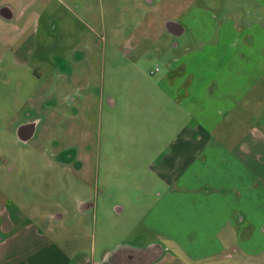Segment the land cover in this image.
I'll return each instance as SVG.
<instances>
[{
  "label": "rangeland",
  "instance_id": "374dc122",
  "mask_svg": "<svg viewBox=\"0 0 264 264\" xmlns=\"http://www.w3.org/2000/svg\"><path fill=\"white\" fill-rule=\"evenodd\" d=\"M147 1L0 0V8H8L13 15L10 21L0 18V42L10 45L5 57L19 60L16 76L10 75V79L17 82L20 76L23 92L36 88L38 104L52 99L50 107L42 111L41 106L37 109L35 103L32 105L46 119L42 120V134L28 141L25 148L17 146L12 135L0 131V146L7 144L8 151L16 154L12 163L7 153L3 154L6 162L0 164V207L23 222L27 212H55L56 206L72 210L64 221L67 228L60 229L59 221H51L55 233L46 236L62 249L72 248L82 259L98 261L105 250L112 251L120 244L142 249L155 242L169 245L150 236L142 224L144 214L161 192L159 180L148 165L162 149L165 137H170L171 124L179 123L180 127L187 123L184 106L183 110L178 102L162 99L155 91V85H166L175 74V70H168L166 55L181 54L180 48H174V37L164 32L162 25L179 18L184 26L193 28V14L194 18L182 19L191 6L193 10L203 8L206 17L214 15L221 22L240 23L245 8L255 0H149L152 5ZM253 35L257 55L246 49L245 60L236 63L222 47L219 54L208 59L210 63L219 59L226 62L220 77L224 89L239 95L243 86L248 90L241 103L225 110V119L218 117L216 122L214 142L218 143L219 137L228 148L252 128L264 132V27L253 24ZM187 47L196 45L190 42ZM126 50L130 53L125 56ZM3 51L0 45V54ZM58 60L64 61L68 72L58 68ZM238 71L240 75H232ZM14 88L12 83L5 92ZM66 96L73 99L69 107L62 103ZM11 108L15 109L13 102L0 106V111L8 116ZM214 109L209 107L208 112ZM52 114L70 119L57 125L47 119ZM12 121L6 123L11 134L15 128ZM63 126L71 129L65 147H77L72 140L80 133L86 143L82 145L89 148L90 158H79V154L77 158L84 167L81 181L87 184L85 190L78 187V178L62 173V167L52 162L51 153L44 151L48 128L50 135L54 133L51 140L63 147V138L56 139ZM256 142L251 139L250 145L264 149ZM7 169L13 170L8 176L4 173ZM63 184L64 192L57 194ZM85 198L91 201L92 209L89 216L81 217L76 215L75 202ZM48 200L52 201L50 209ZM186 264L242 263L238 258L209 257L197 262L186 260Z\"/></svg>",
  "mask_w": 264,
  "mask_h": 264
},
{
  "label": "crops",
  "instance_id": "0c3cea01",
  "mask_svg": "<svg viewBox=\"0 0 264 264\" xmlns=\"http://www.w3.org/2000/svg\"><path fill=\"white\" fill-rule=\"evenodd\" d=\"M191 8L184 11L182 19L194 16L193 28L184 26L179 18L173 22L184 26V31L191 36L187 45L193 42L196 47H185V55L165 58L170 71L181 63L186 65L190 84L184 91L180 87L181 80L174 74L166 85H155V91L162 99L169 97L178 102L183 110L194 111L192 105H201L203 110L198 111L196 128L171 124L170 137H165L162 149L148 165L149 172L159 180L161 192L157 202L144 214L142 224L150 236L169 243L160 244L164 247L163 254L151 264H186V260L197 262L209 257L238 258L242 264H264V149L250 145L251 139H255L264 147V132L252 128L232 148L222 144L219 137L218 143L214 142L218 117L223 119L225 110L241 103L248 90L243 86L239 95L224 89L220 77L226 62L208 60L211 55L219 54L222 47H226L236 63L242 62V56L245 60L243 51L246 49L256 52L255 36L251 47L241 41L242 35L253 34V25L241 30L234 21L221 22L214 15L206 17L207 12L201 7ZM6 9L12 20V13ZM164 24L162 29L167 33ZM124 53L126 56L130 52ZM236 73L232 75H240L241 71ZM110 104L113 108L111 100ZM209 107L215 108L214 111L209 113ZM83 171L82 164L69 174L78 178V187L85 190L87 184L81 181ZM82 203L91 201L82 199L75 202V207L79 208ZM90 213V210L76 211L81 217ZM24 220L26 222L17 216L11 218L0 207V232L4 235L0 243V264H96L120 249L142 250L120 244L112 251L105 250L98 261L82 259L72 248L62 249L46 236L55 233L51 224L42 232L37 226L41 224L39 216H25ZM64 221L59 222L63 230L67 228Z\"/></svg>",
  "mask_w": 264,
  "mask_h": 264
},
{
  "label": "flooded vegetation",
  "instance_id": "af4514ba",
  "mask_svg": "<svg viewBox=\"0 0 264 264\" xmlns=\"http://www.w3.org/2000/svg\"><path fill=\"white\" fill-rule=\"evenodd\" d=\"M149 1V0H148ZM253 6V7H252ZM252 6H247L244 11V18L240 19V23H237L238 20H235L237 24L240 25L242 29L245 27L251 28L253 24H255L258 27L263 28L264 27V0L262 2L254 1V4ZM0 18L5 21H10V14L7 11L6 7L0 8ZM242 24V25H241ZM176 31V30H175ZM176 33H179L176 31ZM263 37V35H262ZM191 38L190 33L184 31L183 34H179L177 38H174V48L181 50L180 56L187 54L185 47H187V42ZM254 40L253 34L248 35H242L241 41L244 45H247L248 47L252 46ZM0 45L4 48V51L2 54H0V106H6L9 105L10 102H13L15 105V109L12 111V108L10 110V113L7 114L4 112V110L0 111V131L9 136L12 135L15 140V144L17 146H22L25 148V145H27L28 141L35 140L38 138L43 130H44V123L43 118H45V115H40L35 112V110L32 108V105L35 103V106L37 109L39 106H41V111L47 109L50 107L51 100L45 101L44 104H38V95L36 94V88H30L29 91L23 92V85H22V78L20 76L19 80L17 82H13L12 79H10V75H15L17 72V66L19 63L18 58L14 55L13 51L11 54H13L15 57H5L7 52L10 49V45L7 41H1ZM257 55V51H256ZM169 59L170 56L172 57V53L169 52L168 55H166ZM244 56H242L243 59ZM9 68H8V67ZM58 68L61 69L63 72H68L67 68L65 66V63L63 60H58ZM186 65L184 63H181L178 68L175 70V75L181 80L180 87L186 91L190 84V76L186 73ZM33 77V76H32ZM16 79V78H15ZM12 83H15V88L11 91L5 92V87L8 85H11ZM13 96V97H12ZM48 97V96H47ZM52 97V96H51ZM70 96L64 97L63 105L66 107L71 106L73 99L69 98ZM102 97V96H101ZM183 99L186 98V92L182 96ZM13 98V100H11ZM108 105L110 106V99L107 97ZM27 105V106H26ZM49 105V106H48ZM26 106V107H25ZM74 106V105H73ZM191 106V105H190ZM112 107V106H111ZM194 111L189 112L187 110H184V113L186 115L187 123L189 127L196 128L197 126V114L198 111H202L203 107L201 105H192ZM54 113V112H53ZM47 119L53 120V122L57 125L59 124H65L66 121H68L70 118L64 115L57 116V114H52ZM15 120V128L14 133L11 134L9 129L6 128V123H12ZM2 124V125H1ZM49 130V128H48ZM46 131V137L47 139V146L44 151L51 153V160L56 165L61 166V172L66 174L70 173L72 171L75 172L76 169H78L82 162H78V154L79 158L81 157H87L90 158L89 155V148L86 145H82L85 142L81 141L82 136L74 135L72 141H76L77 147L75 146H68L65 147V142L67 143V135L70 134V128H64L63 126V132L61 135L57 133V140L60 141L63 138V147L61 146V143L55 144V140H51L53 138L54 133L50 135L49 131ZM68 132V134H67ZM44 134V133H43ZM52 136V137H51ZM51 137V138H50ZM77 138V139H76ZM86 144V143H85ZM7 144H3L0 146L1 156H0V164H4L6 160H4V155L7 153V156L10 158L9 161L12 163V156H15L16 154L8 151L6 148ZM67 146V145H66ZM2 149V150H1ZM78 150H81L82 153H79ZM43 151H41L42 153ZM42 155H44L42 153ZM70 165V166H69ZM12 169H7V171H4L5 175L8 176L9 173H12ZM52 188V187H51ZM65 190V184H63L61 187L57 189V194L63 193ZM52 201H47V208L50 209V204ZM58 209L57 211L53 212H47L43 213L39 210L36 212H27L25 216H28L29 218L32 216L34 217L35 214L41 218V229L44 230L45 227L50 224L51 221H61L62 219L66 220L68 219V216L70 213H72V210L67 209H59L58 206H56ZM91 208V203H82L79 205V208L75 207L74 210L78 212H88ZM41 213V214H40ZM4 241V235L0 232V243ZM150 247V248H149ZM164 251V247L158 243H153L146 248L142 249L138 252H126L124 249H120L118 251H115L114 253H110L101 263L96 264H151L156 259L161 258Z\"/></svg>",
  "mask_w": 264,
  "mask_h": 264
},
{
  "label": "water",
  "instance_id": "95a60500",
  "mask_svg": "<svg viewBox=\"0 0 264 264\" xmlns=\"http://www.w3.org/2000/svg\"><path fill=\"white\" fill-rule=\"evenodd\" d=\"M164 29L167 31L168 34L172 35L175 38H177L179 34L184 33V28L178 22L167 21L164 24ZM175 30L178 31L179 33H176Z\"/></svg>",
  "mask_w": 264,
  "mask_h": 264
},
{
  "label": "built area",
  "instance_id": "2783aa9c",
  "mask_svg": "<svg viewBox=\"0 0 264 264\" xmlns=\"http://www.w3.org/2000/svg\"><path fill=\"white\" fill-rule=\"evenodd\" d=\"M155 72H157V69L155 70Z\"/></svg>",
  "mask_w": 264,
  "mask_h": 264
}]
</instances>
